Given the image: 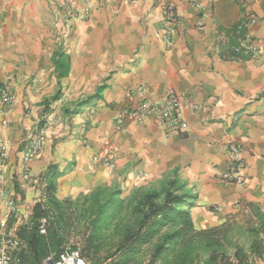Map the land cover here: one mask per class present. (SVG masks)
Segmentation results:
<instances>
[{"label":"crops","instance_id":"0c3cea01","mask_svg":"<svg viewBox=\"0 0 264 264\" xmlns=\"http://www.w3.org/2000/svg\"><path fill=\"white\" fill-rule=\"evenodd\" d=\"M237 23L260 40L258 51L235 36ZM236 43L244 56H232ZM57 50L67 60L60 78ZM0 85L11 97L0 95V229L21 251L49 166L60 172L58 199L101 184L126 193L175 169L198 230L264 213V0H0ZM171 96L184 102L176 112L185 129L153 115L115 121L142 97L165 106ZM40 128L42 146L24 161Z\"/></svg>","mask_w":264,"mask_h":264},{"label":"trees","instance_id":"16d2710c","mask_svg":"<svg viewBox=\"0 0 264 264\" xmlns=\"http://www.w3.org/2000/svg\"><path fill=\"white\" fill-rule=\"evenodd\" d=\"M231 30L245 39L242 23ZM238 45L231 46L233 57L244 56L241 44L235 51ZM52 62L57 77H62L66 57L57 50ZM63 111L74 112L66 107ZM59 174L49 166L41 176L45 182L41 200L19 231L22 264H43L46 257H55L66 247L78 250L90 264H251L253 257L264 260V213L254 209L258 225H251L250 216L240 224L233 218L195 229L187 202L191 190L175 169L126 193L117 183L101 184L64 199L55 196ZM41 219H45L44 233L40 232Z\"/></svg>","mask_w":264,"mask_h":264},{"label":"built area","instance_id":"2783aa9c","mask_svg":"<svg viewBox=\"0 0 264 264\" xmlns=\"http://www.w3.org/2000/svg\"><path fill=\"white\" fill-rule=\"evenodd\" d=\"M89 0H86L88 2ZM128 1V0H126ZM88 9L86 6L85 12ZM166 18L172 19L173 15V4L168 3L166 6ZM170 19L166 22L167 26L170 23ZM249 22L253 21V18H249ZM245 40L248 41L247 50L249 51H258L260 40L253 39L249 31L245 33ZM138 93L143 96L145 89H137ZM0 95L4 101L10 100V95L6 89H0ZM184 106V102L176 97H169L167 99L165 106H159L155 103L148 101L145 98H140L139 102L132 108L122 109L116 115L115 121L118 126L125 118H129L136 122H143L147 115H153L156 119L157 124H168L170 127H179L180 129L186 128V122L178 115L176 111L181 110ZM43 132L44 128H40L38 134L25 146L22 151V159L24 161L30 160L39 152V149L42 146L43 141ZM233 155L236 154V148H231ZM1 157L6 156L5 148L1 149ZM112 154H107L105 156V161L111 159ZM24 178H27L24 175ZM223 179L232 180L233 175L231 172H226L222 174ZM237 182H240V179H236ZM7 206L9 211H14L15 205L12 200H8ZM45 220H40V232L44 233ZM21 254V241L19 238L13 234L11 231H6L0 229V264H21L20 261ZM43 264H89L77 250H62L55 257L48 256L43 260Z\"/></svg>","mask_w":264,"mask_h":264},{"label":"rangeland","instance_id":"374dc122","mask_svg":"<svg viewBox=\"0 0 264 264\" xmlns=\"http://www.w3.org/2000/svg\"><path fill=\"white\" fill-rule=\"evenodd\" d=\"M70 3H68V2H66V1H64V6L65 7H67V9H69L70 11H71V7H70V5H69ZM70 16L71 15V13H67L66 14V16ZM65 28H67V27H65ZM63 34H65V30L63 31ZM68 108H71L70 106L68 107ZM260 209H262V207H260ZM262 211V210H261ZM263 212V211H262ZM243 216V215H242ZM245 217L243 216V217H239V219H238V223L240 224V223H244L245 222ZM260 222H258L257 220H254V221H252V224L251 225H255V224H259ZM260 228H261V226H260ZM263 229H264V225L262 226V231H263ZM261 234H262V236H263V244H264V231L263 232H261ZM78 251V250H77ZM88 262V261H87ZM89 263V262H88ZM90 264V263H89ZM144 264V263H143ZM251 264H264V260H261V259H258V258H251Z\"/></svg>","mask_w":264,"mask_h":264}]
</instances>
